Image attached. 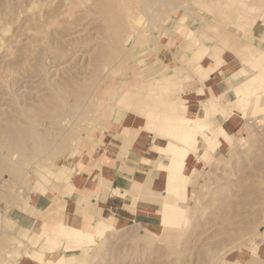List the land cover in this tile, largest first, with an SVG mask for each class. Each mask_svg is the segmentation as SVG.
<instances>
[{"label": "rangeland", "instance_id": "374dc122", "mask_svg": "<svg viewBox=\"0 0 264 264\" xmlns=\"http://www.w3.org/2000/svg\"><path fill=\"white\" fill-rule=\"evenodd\" d=\"M146 1L0 0V264H264V0H188L183 31L174 28L181 10ZM163 74L168 79L157 82ZM195 93L210 99L197 117L205 147L194 146L187 160L194 168L180 202L186 222L163 226L160 210L144 223L123 210L96 222L90 202L75 209L60 198L103 194L105 168L121 145L166 178L161 162L171 154L153 158L156 145L177 140L161 120L150 126L148 113L159 119L164 102L195 100ZM215 114L236 130L214 126ZM141 132L150 135L143 147ZM166 186L152 194L135 180L132 189L156 200ZM41 193L50 205L36 209L32 196ZM12 209L29 213L32 226L19 227ZM86 222L90 246L78 239ZM58 223L71 230L48 239ZM41 255L43 262L35 259Z\"/></svg>", "mask_w": 264, "mask_h": 264}, {"label": "bare ground", "instance_id": "6f19581e", "mask_svg": "<svg viewBox=\"0 0 264 264\" xmlns=\"http://www.w3.org/2000/svg\"><path fill=\"white\" fill-rule=\"evenodd\" d=\"M84 1L87 2L88 0H84ZM98 1L100 2L101 0H98ZM144 1H146V0H144ZM159 1H161L162 3H166L168 5H171L172 8H173L172 9L173 12H174V10H181L182 11V17H181L182 19L174 27L176 30H181L182 29V31H183V30L189 29V21L187 20V16L189 15L190 8H189V1L188 0H180V1L179 0H159ZM146 2L150 3L149 0H147ZM34 3L35 2H33V4ZM76 3H75V5H76ZM93 4H95V3H93ZM93 4H91V7H92ZM151 4H152V0H151ZM36 5L37 4H35V6ZM80 5H82V4H80ZM109 5H107V6H109ZM125 5H127V4H125ZM144 5H146V4L144 3ZM154 5L155 4H152V7ZM155 6H157V5H155ZM32 7L33 6H31V8ZM110 8H112V7H110ZM148 8L150 9V7H148ZM153 10H155V9H153ZM156 11H157V8H156ZM153 13H155V12H153ZM145 14H147V13L145 12ZM151 15H152V12H151ZM161 15L162 14H160V16ZM157 16H158V13H157ZM162 16L164 18V15H162ZM133 20L135 21V19H133ZM133 20H131V23H129V25L132 26V27H133ZM141 20H142L141 18L137 19L138 22L141 21ZM165 22H166V20H165ZM135 23H136V21H135ZM129 25H128V27H129ZM143 25H144V22H143ZM148 25L146 24V26H148ZM140 26H141V24H140ZM132 27H131V29H133ZM163 27H164V25H163ZM152 28H154V27L152 26ZM135 29H133V30H135ZM167 29H168V27H167ZM140 34H141V31H140ZM162 71L160 73H163ZM162 77L163 78L156 79L157 82H162V81L168 79V78H165V77H167V74H163ZM247 78H248V80L246 81L245 86L248 87L250 90H252L254 88V85H255V82H256L257 78H260V77L258 75H256V76L254 75L252 77H247ZM201 79H202V82H203V81L207 80L208 78H201ZM151 84L152 85H150L149 88H151V90H155L156 89V87H155L156 83H151ZM123 88H125V85L122 87V89ZM198 89H199V91L203 90V86H200ZM162 91H163V93H166V95H168L169 92H170V91L168 92V90H165V89L162 90ZM118 93H120V92H118ZM246 94H249V93L247 92ZM179 95H181V94H179ZM150 96H151V94H150ZM153 96H152V98H153ZM155 97H157V96H154V99H155ZM149 98L147 97L146 101H148ZM158 98H159V94H158ZM239 100L242 103H245L243 99H239ZM151 101L152 100L150 99V102H148L147 104L151 103ZM198 109H199V103L196 100H188V99H185L183 97H178V98L176 97L170 102V104H167V103L164 102V104L162 106V113H161L162 115L160 116L159 119L155 118V120H154L152 117L153 116L157 117V115L156 114H152L151 112L148 113L147 119L149 121V125L150 126H154L155 122L161 120V122H164L161 125V127H166L167 130H168V133L177 140V142L175 141L176 142L175 143L173 141H169V140H166L164 138H161V140H160L161 144L160 145H156V152L158 153V155L153 157V158L158 159L159 158L158 156L160 155L161 152H167L168 154L169 153L171 154L170 156L167 155V156H169L168 157V159H169L168 162H163V160L161 162V164L166 167V172H167V176H166L167 186L166 187L167 188L165 189L164 193H161L160 197L156 198L157 202L161 203V209L158 212L159 215H160V218H161V223H162L163 226H166V227L167 226H172L174 224L175 225H180V224H182V223H184V222H186L188 220V218L186 216V208L180 204V202H184V200H185V196H184V194L182 192V189H186L185 188L186 185L184 183V177L186 176L187 173H190L193 170V168H194L193 166L189 165L187 160L189 158V154L192 153V148L194 146H200V147L204 148L205 147V142H206L205 135H203L201 133V130H203V128H204V125L202 123H199L198 120H197V117H199V116H201L203 114V110L200 113H198ZM238 109H239V107H238ZM243 109H244V107H243ZM169 110H173V112H171ZM5 113L7 114V112H5ZM6 117L8 119V116H6ZM164 117H166V118H164ZM3 119L4 118L1 119V122H2ZM145 119H143L141 122H140V120L135 121V122H137V123L140 122L139 125H142ZM18 129H19V127L16 130L18 131ZM221 129H222V127H221ZM14 130H15V128H14ZM14 130H10L11 133L7 132V131L6 132H7V134H11L13 137H15V138H13L15 140H17L18 138H23V137H21V135H22L21 133L22 132H18V134H17V132L14 131ZM19 131H20V129H19ZM2 132H3V130H2ZM130 133L134 134L133 132H130ZM134 138L135 137H132V140H134ZM149 138H150V135L148 133H144V132L138 133V136L136 137V139L138 140V145H141V146L148 145L149 144ZM143 161H144V163L147 162V161H145V159H143ZM116 171H117V169H116ZM113 178H114V175L108 170V172L106 174V178H105L106 180H105L104 184L101 181V184H102L101 188L103 187L102 188L103 190H100V192L102 191L103 194L108 193V190L111 189L110 184L112 183ZM139 190H140V192L144 191L143 187H141V186H140ZM153 193H154V191L152 190V194ZM119 194H125V193L121 192ZM85 225H86V229L78 230V232H79V235H78L79 238L78 239H80L79 242H81V243L85 242V243H87L90 246L91 243L95 242V239H94V235H93V232H92L91 225L89 223H87V222H86ZM53 226H57L54 229V231H52V226H51V228L47 232V235L49 234L48 235V239H50V240L55 239V238H59L61 236H65L66 233L69 232V230H71V228H69V226H67V225H64V223L54 224ZM35 259L37 261L43 262L44 258H42V255H41V256H37ZM252 264H253V262H252ZM258 264H260V262Z\"/></svg>", "mask_w": 264, "mask_h": 264}, {"label": "crops", "instance_id": "0c3cea01", "mask_svg": "<svg viewBox=\"0 0 264 264\" xmlns=\"http://www.w3.org/2000/svg\"><path fill=\"white\" fill-rule=\"evenodd\" d=\"M216 84L217 91L221 95H224V97H227L228 88L226 85L223 82H217ZM204 87L211 88L214 93V88H212L211 85H204ZM192 99H195L199 103L198 113H200L204 109V103L207 102L210 97L206 94L202 95L195 93ZM212 117V123L214 126L222 125L230 128L232 132L237 128L234 124L233 126H230L228 122L229 120H227V118H222L219 114H215ZM219 149L220 148L218 147L217 152ZM202 150L203 149H201V151ZM198 153L200 154V152ZM144 157L145 156L140 151L121 145L117 148V153L110 161L111 164L107 165L105 168L114 175L111 189L108 193L105 195H95L90 198L86 194L75 192L71 196L61 195L60 198H64L67 203L73 204L75 209H78L79 207L83 208L88 202H90L91 204L88 206V209H90L89 211L92 213L94 221L96 222L102 218H106L111 211L118 210L132 212V219L140 223L155 220L157 219V214L155 213L161 209V203L152 198H146V196L141 197L140 194L132 188L134 181L137 180L140 183L149 186L152 190H156L158 189V184L163 185L166 183V178L163 175V171L154 166L155 162H152L149 166H145V164H143ZM104 170H102L100 174H102ZM79 176L74 179L77 186L81 185L78 181ZM114 189H118L125 194H119V191L116 193L114 192ZM32 197L35 199L34 205L36 209H43L50 205V196L41 193L33 195ZM73 214H75V212ZM11 216L17 225L23 229H29L33 224H31L32 220L29 218V213L24 210L19 209L17 211L16 209H12Z\"/></svg>", "mask_w": 264, "mask_h": 264}]
</instances>
